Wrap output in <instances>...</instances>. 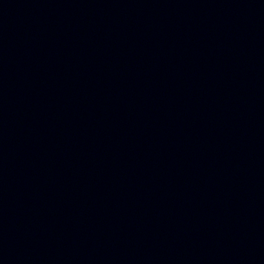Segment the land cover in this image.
<instances>
[{"label":"water","instance_id":"1","mask_svg":"<svg viewBox=\"0 0 264 264\" xmlns=\"http://www.w3.org/2000/svg\"><path fill=\"white\" fill-rule=\"evenodd\" d=\"M0 264H264V0H0Z\"/></svg>","mask_w":264,"mask_h":264}]
</instances>
